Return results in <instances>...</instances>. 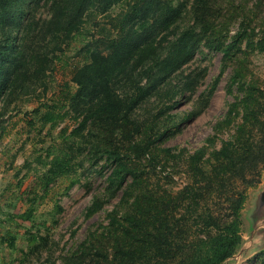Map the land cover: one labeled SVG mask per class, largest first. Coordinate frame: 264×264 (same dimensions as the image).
I'll use <instances>...</instances> for the list:
<instances>
[{
	"label": "rangeland",
	"instance_id": "374dc122",
	"mask_svg": "<svg viewBox=\"0 0 264 264\" xmlns=\"http://www.w3.org/2000/svg\"><path fill=\"white\" fill-rule=\"evenodd\" d=\"M3 1L0 51L28 70L0 93V264H184L215 232L204 215L226 221L240 192L241 243L221 264H264V29L228 57L202 30H236L253 0ZM97 52L122 109L93 99L77 116L72 77ZM64 153L69 177L49 179Z\"/></svg>",
	"mask_w": 264,
	"mask_h": 264
},
{
	"label": "trees",
	"instance_id": "16d2710c",
	"mask_svg": "<svg viewBox=\"0 0 264 264\" xmlns=\"http://www.w3.org/2000/svg\"><path fill=\"white\" fill-rule=\"evenodd\" d=\"M158 1V0H154ZM3 0H0V7L3 4ZM200 0H197L198 7L200 6ZM5 6V5H4ZM264 0H253L252 7L249 9L247 15L237 23V28L234 31L229 29V24L224 22L206 21L203 24L202 30L207 34V45L213 49L222 53L224 57H228L233 48L240 49L241 45H247L251 41L252 34L256 28L264 29ZM21 9L19 13L21 15ZM2 17L10 18L12 15L2 7L0 11ZM13 20L18 21L20 19ZM143 24L141 27H145V19H142ZM10 26V25H9ZM12 26V23H11ZM23 27V26H22ZM105 28H102V30ZM232 32V33H231ZM8 36H12V28L8 29ZM264 40V37L261 38ZM9 47L6 48V52L0 51V93H5L8 86H12L14 82V74L23 72L26 68V61L24 60V52L18 51V54L11 58L9 65L6 63L8 58L7 54L12 49V44L5 41ZM210 43V44H208ZM7 53V54H4ZM32 56L34 67H38V71L35 75L43 74L46 70L44 63L38 57ZM12 67V68H11ZM27 69V68H26ZM36 69V68H35ZM24 70V71H23ZM28 70V69H27ZM115 70V61L109 55L102 54L101 52L92 53L89 62L79 67L73 77L72 81L77 85L75 92L69 95L68 105L72 112L77 116L84 114L86 110H90L89 103L96 99L100 106V111L104 113H117L122 109L121 98L116 94L117 102L111 99L112 90L110 87V77ZM43 119L45 122H51L54 116L51 113H44ZM90 115L85 114L80 122L83 125L89 121ZM224 151L227 150V146L224 147ZM64 155H53L47 162L49 179L69 177V160ZM127 167L124 165V169ZM74 178H70L66 189L72 187L75 184ZM244 194L240 192L236 197L231 196V215L224 221H219L211 213H206L202 221L204 229L214 230V234L208 236L204 248L198 253H192L187 258L184 264H221L224 260L231 257L239 248L241 243L240 233V209L244 199ZM101 205L97 202L92 204V211L100 209Z\"/></svg>",
	"mask_w": 264,
	"mask_h": 264
}]
</instances>
